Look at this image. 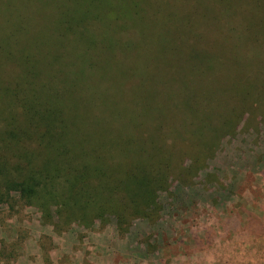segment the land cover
Here are the masks:
<instances>
[{
    "label": "rangeland",
    "instance_id": "obj_1",
    "mask_svg": "<svg viewBox=\"0 0 264 264\" xmlns=\"http://www.w3.org/2000/svg\"><path fill=\"white\" fill-rule=\"evenodd\" d=\"M176 1L0 0V80L8 90L35 106L56 105L72 122L87 104L129 110L147 100L152 116L127 132L168 148L176 170L157 193V218L131 220L125 233L112 216L89 228L54 227L12 193L0 203V264H264V2L182 0L176 14L165 7ZM113 11L127 27L121 39ZM214 23L233 24L236 37ZM196 25L200 33L188 43L207 46L214 68L173 69L171 41ZM224 41L236 50L223 55ZM193 92L198 114L184 116ZM239 94L250 103L235 120L229 110ZM207 99L228 106L225 119L211 118ZM155 102L168 104L159 118ZM9 103L6 94L2 118L15 113ZM214 128L222 129L215 138Z\"/></svg>",
    "mask_w": 264,
    "mask_h": 264
},
{
    "label": "trees",
    "instance_id": "obj_2",
    "mask_svg": "<svg viewBox=\"0 0 264 264\" xmlns=\"http://www.w3.org/2000/svg\"><path fill=\"white\" fill-rule=\"evenodd\" d=\"M139 1L157 4L156 0ZM181 2L177 0L165 7H174L169 10L180 14ZM195 2L198 6L208 5V0ZM136 5L137 2L132 4L129 17ZM121 15V11H113L112 15L113 31L120 39L127 30L123 22L118 23ZM223 17L228 19L230 14L225 12ZM199 25L185 36L179 32L171 41L169 51L174 58L168 66L190 72L214 68V56L207 55V46L188 43V38L199 35ZM228 25L214 23L212 29L223 32L225 36L236 37L233 24ZM224 44L229 43L224 41ZM233 44L228 45L229 52L223 55L236 50L235 42ZM7 86L6 81L0 80V105L7 94L10 97L8 106L15 103L16 110L15 113L10 110L5 118L0 113V120H3V127H0V203L11 201V194L15 193L23 204L39 210L44 223L54 227L78 222L89 228L94 222L105 223L106 216H112L116 229L125 233L131 220L157 218L160 210L157 193L165 189L176 170L173 165L175 159L170 150H166L168 148L159 149L151 136L144 139L127 132L140 126L141 122L136 119L152 116V105L147 100L134 102L137 109L129 110L125 104H87L84 112L72 122L63 113L60 117L56 105L35 106L28 101L27 95L15 88L8 90ZM200 97L206 99L205 96ZM233 97L237 106L232 107L229 113L238 120L241 109H246L250 100L242 94ZM185 101L181 107L184 116L197 115L195 111L200 106L198 95L193 92V96L187 95ZM206 103L208 113L213 114L211 118L225 119L228 112L225 103L217 102L210 106L208 99ZM166 106V102H155L154 118H159ZM120 119L124 122H119ZM221 131V128H214V138ZM3 254L0 251V256Z\"/></svg>",
    "mask_w": 264,
    "mask_h": 264
}]
</instances>
